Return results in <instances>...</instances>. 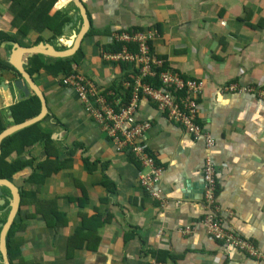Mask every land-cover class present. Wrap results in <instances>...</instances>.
<instances>
[{
    "label": "crops",
    "instance_id": "obj_1",
    "mask_svg": "<svg viewBox=\"0 0 264 264\" xmlns=\"http://www.w3.org/2000/svg\"><path fill=\"white\" fill-rule=\"evenodd\" d=\"M82 1L91 26L75 70L99 89L113 90L130 66L108 60L104 49L114 46L112 33L155 29L152 50L168 72L202 83L201 89H186L194 90L202 104L200 123L215 146L208 150L204 140H194L154 102L142 98L136 118L151 124L144 142L163 170L157 185L161 199H153L139 184L135 158L119 151L76 92L61 84L64 75L55 69L31 75L36 57L45 65H54L58 58L23 56L26 71L47 101V115L37 124L48 136L19 157H10L32 164L12 179L22 196L16 220L23 258L32 264H148L153 258L161 264H264L213 241L202 225L213 213L227 232L264 252V101L229 89L264 83V0ZM9 7L10 0H0V34L16 32ZM69 7L70 0H59L52 14ZM69 10L71 23L63 36L50 40V33L33 30L20 42L0 38V117L5 130L21 124L13 107L33 96L20 101L12 87L21 76L12 67L11 43L65 49L81 27L76 10ZM208 155L217 169L212 209L203 179ZM48 159L64 166L46 176L57 165L46 166ZM4 196L8 201L10 194ZM186 227L194 231L183 236Z\"/></svg>",
    "mask_w": 264,
    "mask_h": 264
},
{
    "label": "built area",
    "instance_id": "obj_2",
    "mask_svg": "<svg viewBox=\"0 0 264 264\" xmlns=\"http://www.w3.org/2000/svg\"><path fill=\"white\" fill-rule=\"evenodd\" d=\"M158 37L155 29L145 32L118 31L110 36V43L120 44L121 51L108 53V60L129 65L126 76L121 80L117 90L98 88L84 75L74 73L65 75L61 84L74 90L78 97L86 104L91 118L111 137L119 151H128L140 165L138 172L139 184L145 193L153 199H161L157 185L160 182L163 170L158 167L154 155L145 144L144 138L150 130L149 122L137 120L139 104L142 98H147L157 105L162 114H166L169 121L180 126L194 140H204L206 147L212 150L215 141L210 133L200 123L203 112L202 104L196 99L194 90L201 89L202 83L184 81L180 77L168 72L164 61L152 50V42ZM131 45L137 51L130 49ZM158 78L162 87L156 88L147 79ZM131 88L130 99L124 102L120 97ZM121 90V92L119 91ZM230 92L252 95L264 101V83L259 85H231ZM91 103L95 106L91 107ZM147 169V172H146ZM217 169L212 162V157L207 156L203 169L205 198L210 209L216 208L215 194ZM209 238L215 242H222L228 247L241 250L248 257L264 262V252L255 244L243 240L233 233L227 232L221 220L211 213L203 223ZM194 227L181 230L183 236L191 235ZM164 232L161 230L158 237ZM148 264H161L156 259H151Z\"/></svg>",
    "mask_w": 264,
    "mask_h": 264
},
{
    "label": "trees",
    "instance_id": "obj_3",
    "mask_svg": "<svg viewBox=\"0 0 264 264\" xmlns=\"http://www.w3.org/2000/svg\"><path fill=\"white\" fill-rule=\"evenodd\" d=\"M59 0H10L9 11L13 16L12 26L16 29L14 35H5L0 34V38L4 41L5 39L18 41L20 42L25 38L30 31H36L39 35L44 33H50L51 39L63 36L66 26L71 23V17L69 16V9H74L77 11L73 3H70L69 9L56 11L52 14L55 5ZM64 1V0H63ZM42 39V38H40ZM130 49L132 51H137L135 45H131ZM121 50L120 44H114V46L106 47L104 52L108 53H117ZM82 57L81 50H79L76 55L67 59H57L56 63L45 65L39 58H35L32 61V69L30 70L31 75L38 73L41 69L48 70L55 69L58 74L70 75L74 73L73 66L79 64V60ZM126 76V74H125ZM124 76V77H125ZM150 84L156 88L162 87L158 78L147 79ZM113 90H117L114 88ZM121 92V90L119 89ZM131 96V88L125 91V94H121L120 97L124 102L128 101ZM15 110L14 118L17 122L22 123L30 118L37 116L41 111V103L38 97L33 94L32 97L18 103L13 107ZM19 114H18V113ZM21 115V117H19ZM2 118L0 117V133L5 130L6 127L2 126ZM48 136L44 135L39 129L38 124L27 127L19 132L14 133L5 139L2 143V155L0 156V178L7 179L12 181L13 177L16 176L19 172L24 170L26 166H31V162H26L16 158L10 160L13 154H16L17 157L22 155L25 152V149L31 144H37L42 140H47ZM49 160V159H48ZM57 164L51 172L46 171V176H49L51 173L59 172L62 169L63 164H60L59 160L52 162L49 160L46 163L48 165ZM40 168V169H39ZM38 169L43 171L46 170V167L39 165ZM33 178V177H32ZM8 190L4 189L3 193L5 195ZM27 195V194H26ZM31 195V194H28ZM19 226V225H18ZM17 224L14 225V229L10 231L7 237V242L10 245L9 249V258L14 264H32L23 258L21 253V246L23 243L22 239L16 238L17 233ZM160 259V258H159Z\"/></svg>",
    "mask_w": 264,
    "mask_h": 264
},
{
    "label": "water",
    "instance_id": "obj_4",
    "mask_svg": "<svg viewBox=\"0 0 264 264\" xmlns=\"http://www.w3.org/2000/svg\"><path fill=\"white\" fill-rule=\"evenodd\" d=\"M70 3H73L75 8L77 9V17L81 19V27L74 36L73 39L68 40L67 44H65V49L63 45L59 47H55L51 44L41 43L37 46L26 48L22 47L16 43H11L14 45L15 50L12 56V67L16 70L18 75L20 74L21 78L15 79L12 82V87L14 91L19 93V100L27 99L30 94H35L41 103V112L35 118L30 119L24 123L14 125L6 130H4L0 134V156L2 154V143L9 136L14 133L25 129L31 125L37 124L42 121L47 115V101L42 93V91L35 85L33 78L26 71L25 62L23 61V56L31 57L33 55H43L52 58L58 59H67L73 57L80 49L81 44L86 37L89 28L91 26V22L87 13V9L82 0H70ZM70 24L66 26L65 30H68ZM68 45V46H67ZM5 87V85H2ZM6 189L10 193V197H7L9 202L10 212L5 224L0 223V253L2 257L1 264H11L8 259V252L6 248V239L12 228V225L19 213L20 204L22 200V196L18 187L10 180L1 179L0 178V206H4L6 199H4L3 190Z\"/></svg>",
    "mask_w": 264,
    "mask_h": 264
},
{
    "label": "flooded vegetation",
    "instance_id": "obj_5",
    "mask_svg": "<svg viewBox=\"0 0 264 264\" xmlns=\"http://www.w3.org/2000/svg\"><path fill=\"white\" fill-rule=\"evenodd\" d=\"M7 193H9V192H7ZM10 194V193H9ZM5 197V196H4ZM10 205H9V202L8 201H6L5 202V204H4V206H2L3 207V209H1L0 210V212H2L1 213V219H6V221H7V218H8V215H9V212H10V207H9ZM4 211V212H3ZM7 217V218H6ZM6 221H4V223H1V224H5L6 223ZM19 221V220H18ZM18 224V222H17V220L15 219V221H14V223H13V225H12V228H11V230L10 231H12V229H14V228H16V227H14V225L15 224ZM0 232H1V229H0ZM10 233V232H9ZM18 234L19 233H16V238H18ZM8 237V236H7ZM20 239H21V237H20ZM6 248H7V252H8V259H9V261H10V263L11 264H14V262H12L11 260H10V258H9V249L8 248H10V245L8 244V242H7V239H6ZM2 263V257H1V253H0V264Z\"/></svg>",
    "mask_w": 264,
    "mask_h": 264
},
{
    "label": "rangeland",
    "instance_id": "obj_6",
    "mask_svg": "<svg viewBox=\"0 0 264 264\" xmlns=\"http://www.w3.org/2000/svg\"><path fill=\"white\" fill-rule=\"evenodd\" d=\"M71 5V4H70ZM75 68V66L73 67V69ZM17 224V223H16ZM19 225V222H18V224H17V226Z\"/></svg>",
    "mask_w": 264,
    "mask_h": 264
}]
</instances>
